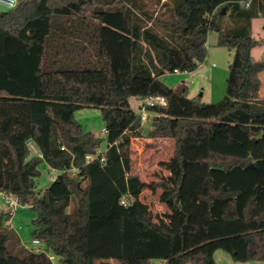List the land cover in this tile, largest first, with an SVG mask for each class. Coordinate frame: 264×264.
I'll return each instance as SVG.
<instances>
[{
	"label": "trees",
	"instance_id": "1",
	"mask_svg": "<svg viewBox=\"0 0 264 264\" xmlns=\"http://www.w3.org/2000/svg\"><path fill=\"white\" fill-rule=\"evenodd\" d=\"M245 1L19 0L0 12V192L31 207L45 249L22 245L0 210V264H52L48 253L60 264H216L218 251L264 263V61L247 23H223L229 11L259 15ZM213 31L232 59L224 99L207 104L162 78L196 71ZM159 96L167 105L146 109L147 137L176 146L161 164L169 176L148 186L133 172L143 118L130 99ZM91 107L103 141L76 121ZM42 163L60 174L37 191ZM146 188L162 189L168 214L141 202Z\"/></svg>",
	"mask_w": 264,
	"mask_h": 264
},
{
	"label": "rangeland",
	"instance_id": "2",
	"mask_svg": "<svg viewBox=\"0 0 264 264\" xmlns=\"http://www.w3.org/2000/svg\"><path fill=\"white\" fill-rule=\"evenodd\" d=\"M1 11H5V9L0 6ZM223 23L232 28L241 27L244 23H247L250 36L259 42L252 50V56L256 61H264V6L259 15H254L248 20L240 17L238 14L232 15L231 11H229L226 13ZM231 59L232 52L218 45V33L213 31L209 33L207 38L206 60L196 71L179 75L167 73L162 80L168 87L178 91H181L184 86L187 87L188 97L191 99H200L203 103L207 104L219 103L226 95V82L229 76V63ZM260 81V96L264 99V72L260 74ZM139 103L140 101L135 98L130 99V106L137 113H141ZM153 115L154 113L145 111L144 119H142L143 136L132 141L133 172L148 186L159 183L169 176V172L161 164L168 162L172 158L176 146L173 139H149L147 137V132L151 128ZM75 118L84 131L93 133L99 139L105 138L104 123L99 108L81 109L75 113ZM106 150L107 143L102 142L99 153H103ZM39 170L40 177L37 179V191H44L54 182L60 173L49 168L46 163H42ZM161 194V188L157 189L156 192L146 188L142 192L140 200L143 204L149 206L155 215L168 214L167 207L160 202ZM0 209L3 211L7 209V206L2 201H0ZM34 219L35 213L31 207L23 205L9 219L15 230V235L20 238L22 244L28 250L33 249L31 243L33 240L32 222ZM13 251L20 255L24 254L23 251L15 250L14 248ZM215 261L216 264H264L261 262H235L224 251L216 253ZM109 264L117 263L111 262ZM151 264H164V261L153 260Z\"/></svg>",
	"mask_w": 264,
	"mask_h": 264
},
{
	"label": "built area",
	"instance_id": "3",
	"mask_svg": "<svg viewBox=\"0 0 264 264\" xmlns=\"http://www.w3.org/2000/svg\"><path fill=\"white\" fill-rule=\"evenodd\" d=\"M256 1L259 2V0H248L245 2H241L240 5L243 6L245 9H250L253 2H256ZM18 3H19V0H0V6L3 7L7 11H11L15 9ZM173 74L179 75V74H182V72L175 70ZM166 105H167L166 99L161 96L155 97V98H148L146 100L140 101L139 103L143 119L145 116V111L148 107L150 108H154L156 106L166 107ZM29 147L31 148L33 152L37 153V150L33 144L30 143ZM0 201H2L7 206V211H8V214L10 215V218L13 217L17 213L19 207L21 206L19 200L16 197L8 196L1 192H0ZM7 225L10 227V229L15 231L14 228L12 227L11 222H9ZM31 244L33 246V249L30 251L45 252L43 243L40 240L33 239ZM48 257L52 261V264H60L58 262V259L55 256H53L51 253H48Z\"/></svg>",
	"mask_w": 264,
	"mask_h": 264
},
{
	"label": "crops",
	"instance_id": "4",
	"mask_svg": "<svg viewBox=\"0 0 264 264\" xmlns=\"http://www.w3.org/2000/svg\"><path fill=\"white\" fill-rule=\"evenodd\" d=\"M263 6H264V0H259V2H258V5H257V8H258V11L260 12L261 11V9L263 8ZM217 32V31H216ZM218 33V32H217ZM219 35V34H218ZM149 115H151L150 113H149ZM153 116H155V114L153 115ZM152 116V117H153ZM151 129V128H150ZM3 203V202H2ZM0 210H2V209H0ZM5 211V213H7L8 211H7V209L6 210H4ZM9 222H11V220H8V222H6V224H8ZM20 239V238H19ZM20 242H21V240H20ZM21 244H22V242H21ZM23 245V244H22ZM217 253V252H216ZM216 255V254H215Z\"/></svg>",
	"mask_w": 264,
	"mask_h": 264
},
{
	"label": "water",
	"instance_id": "5",
	"mask_svg": "<svg viewBox=\"0 0 264 264\" xmlns=\"http://www.w3.org/2000/svg\"><path fill=\"white\" fill-rule=\"evenodd\" d=\"M225 13V10H223V12H222V14H224ZM100 141H103V139H99Z\"/></svg>",
	"mask_w": 264,
	"mask_h": 264
}]
</instances>
